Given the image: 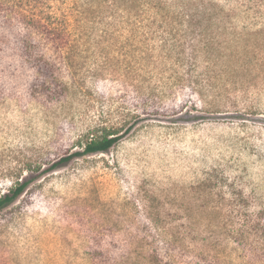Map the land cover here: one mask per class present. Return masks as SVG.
Listing matches in <instances>:
<instances>
[{
  "label": "rangeland",
  "instance_id": "rangeland-1",
  "mask_svg": "<svg viewBox=\"0 0 264 264\" xmlns=\"http://www.w3.org/2000/svg\"><path fill=\"white\" fill-rule=\"evenodd\" d=\"M212 1L236 31L264 28V0ZM12 3L0 0V195L21 176L37 179L0 211V264H112L133 246L126 241L144 232L151 196L175 198L165 208L179 210L190 186L208 174L234 182L252 211H264V89L231 93L237 103L224 113L205 111L185 90L162 97L159 76L150 80L144 61L121 48L113 2L64 0L69 42L79 53L74 76L58 69L72 84L67 97L48 100L32 87L35 51L59 58L45 43L35 47L31 5ZM258 46L264 51V34ZM183 98L187 107L168 114ZM101 120L133 128L107 152L47 171L78 151L79 134ZM198 218L197 242L187 239L170 253L158 244L166 264H248L219 219ZM255 259L250 264H261Z\"/></svg>",
  "mask_w": 264,
  "mask_h": 264
},
{
  "label": "trees",
  "instance_id": "trees-1",
  "mask_svg": "<svg viewBox=\"0 0 264 264\" xmlns=\"http://www.w3.org/2000/svg\"><path fill=\"white\" fill-rule=\"evenodd\" d=\"M16 7L30 4L35 11V47L43 45L52 51L60 63L35 51V95L59 101L67 97L72 84L61 78L58 69L67 67L71 76L76 71L78 48L69 42V17L64 0H7ZM118 9V38L121 48L128 50L140 64L148 68L149 79H161L162 97H172L179 89L201 99L205 111L224 113L233 92L247 94L252 88L264 89V57L262 48H254L264 34V28L236 31L225 22L221 9L212 0H99ZM12 3V4H13ZM220 9V10H219ZM125 34V32H127ZM126 35V36H124ZM256 41L253 45L250 42ZM47 45H51L47 47ZM81 52V51H80ZM141 66V67H143ZM262 82V84L260 83ZM150 87L152 92L157 88ZM185 97V96H183ZM172 103L168 114L175 115L187 107V101ZM196 105V104H195ZM193 104V107H195ZM133 128V124H108L98 121L82 130L73 147L46 168L53 171L82 155L107 152ZM32 171L31 166H26ZM45 170V169H44ZM44 170H41L44 171ZM40 172V173H41ZM32 173V172H31ZM37 176H21L0 195V211L13 204L25 193ZM217 179L212 174L190 186L179 210H168L169 200L151 196L144 207L145 222L142 234H134L127 242L133 246L123 250L112 264H166L160 244L170 253L187 240H199L198 216L206 214L222 223L225 237L234 243L250 264H264V211L250 209V201L234 182ZM165 200V201H164ZM169 201H174L175 198ZM182 219V221H180Z\"/></svg>",
  "mask_w": 264,
  "mask_h": 264
}]
</instances>
